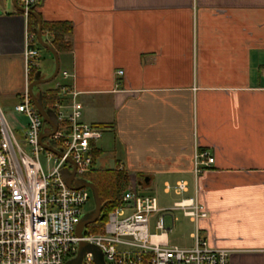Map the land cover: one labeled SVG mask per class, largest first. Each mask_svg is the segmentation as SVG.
Wrapping results in <instances>:
<instances>
[{
  "label": "crops",
  "instance_id": "0c3cea01",
  "mask_svg": "<svg viewBox=\"0 0 264 264\" xmlns=\"http://www.w3.org/2000/svg\"><path fill=\"white\" fill-rule=\"evenodd\" d=\"M35 5L41 21L71 28L57 87L61 102L74 95L82 122L100 131L93 172L123 171L128 188L172 194L173 205L194 194L193 158L207 152L214 163L200 176L199 199L208 217L196 226L183 216L191 227L181 247L193 245L198 227L211 247L229 251V264H264V0ZM28 29L27 16L0 0V109L9 115L29 83ZM179 181L186 193L166 191ZM173 213L163 237L171 245Z\"/></svg>",
  "mask_w": 264,
  "mask_h": 264
},
{
  "label": "built area",
  "instance_id": "2783aa9c",
  "mask_svg": "<svg viewBox=\"0 0 264 264\" xmlns=\"http://www.w3.org/2000/svg\"><path fill=\"white\" fill-rule=\"evenodd\" d=\"M18 2L25 10L35 6V0ZM37 45L36 35L27 30L24 61L28 82L39 59ZM28 85L13 108L25 119L23 130L19 129L22 139L0 109V264H64L76 257L80 243L98 248L105 264H229V251L211 247L198 227L191 247L171 245L163 239L167 233L164 216L172 212H181L196 226L208 217L199 199V181L214 158L205 151H197L193 158L191 197L159 208L153 196L128 188L100 232L86 233L85 227L78 236L76 228L83 214L91 211L84 208L92 194L86 188H69L62 173L68 175L74 168V179L80 180L93 172L92 142L100 138V131L82 122V106L73 95L68 105L60 101L52 106L57 128L43 140L60 155L44 150L40 137L51 130L33 106ZM41 155L51 165L47 171L40 163ZM165 189L182 196L188 183L179 181ZM154 215L155 234H150ZM81 264H95L93 256L86 254Z\"/></svg>",
  "mask_w": 264,
  "mask_h": 264
},
{
  "label": "water",
  "instance_id": "95a60500",
  "mask_svg": "<svg viewBox=\"0 0 264 264\" xmlns=\"http://www.w3.org/2000/svg\"><path fill=\"white\" fill-rule=\"evenodd\" d=\"M12 5L17 11L22 12V13L27 14V15H30V16L35 18V20L37 22V27L34 30V34L36 35L37 43L39 44V46L42 49L46 50L53 58L54 70H53V73L51 74V76L48 78H43V76H41V70H38L34 74V76L32 77V80L30 81L27 90H28V94L30 96V99H31L33 106L35 107V109L37 110L39 115L41 116L44 124H46L49 127V130H51V131L46 132V133L41 135L40 145L44 150L49 151V152L59 156L60 153L58 151H56L55 149H53V148L47 146L45 143H43L44 139L51 137L55 133L56 128H57V124H56V118H55L54 113L51 110L45 109L43 107V105L41 103V99H40V97H41L40 85L53 81L59 74L60 66H59L58 54L45 41V39L42 35V21H41L39 15L37 14V12L33 11L32 8L29 10H25L24 8H22L19 5L18 0H12ZM35 91H37V92H35ZM62 175H63V178L66 182V185L69 188H71V189L86 188V189H89L91 191V194H92V199L94 202V209L88 213L83 214L81 221L76 228V234L78 236H80L85 227H87L90 224H94V223L102 220L103 214L101 213V201H100V198L98 195V191H97V189L93 183H91L90 181H87V180H83V179H80V180L74 179V176H75L74 168L70 174L67 175L66 171H63ZM139 183H140V185H144V184L147 185L149 183V179L143 178ZM72 184H73V186H72ZM89 253L93 256V261L95 264H105L103 261L101 251L98 248H96L95 246H92V245L87 244V243H80L76 257L72 260L66 261L64 264H81L84 256L86 254H89Z\"/></svg>",
  "mask_w": 264,
  "mask_h": 264
},
{
  "label": "trees",
  "instance_id": "16d2710c",
  "mask_svg": "<svg viewBox=\"0 0 264 264\" xmlns=\"http://www.w3.org/2000/svg\"><path fill=\"white\" fill-rule=\"evenodd\" d=\"M32 10L37 12L36 5L32 8ZM27 19L29 28L28 30L34 33V30L37 27V22L35 18L30 15H27ZM70 33L71 28L67 23H48L42 21V35L47 44L52 47L58 55L59 53H65L70 50ZM38 47L40 46L37 45V48ZM37 71L38 68L36 66L31 69L29 82L32 80V77ZM60 88L61 87H56L53 89H48L46 91H41L40 99L45 109L51 110L52 106L56 102L61 101V97L59 96ZM95 153L96 152H94V156ZM83 180L90 181L95 185L101 201V213L103 214V218L102 220L94 223L96 227L93 229L98 233L102 230L104 223L106 222L108 213L119 206L124 193L129 187V179L123 171L106 170L91 172L85 175Z\"/></svg>",
  "mask_w": 264,
  "mask_h": 264
},
{
  "label": "rangeland",
  "instance_id": "374dc122",
  "mask_svg": "<svg viewBox=\"0 0 264 264\" xmlns=\"http://www.w3.org/2000/svg\"><path fill=\"white\" fill-rule=\"evenodd\" d=\"M8 4L12 5V0H8ZM38 50L41 52L42 56L44 57V59H42L39 62L40 67L43 69V73L45 75H47L46 78L50 77L51 74L53 73L54 70V62H53V58L50 54H48L44 49H42L41 47H38ZM40 56V54H39ZM45 60V61H44ZM48 68V70H47ZM61 72L59 71L58 76L51 82L49 83H45L40 85V87L42 89H44V91L48 90V89H52V88H56L58 86V84L62 83L61 80ZM10 109L8 110V112L13 113L12 109L13 106L11 107V105H9ZM4 113L5 118L7 119L8 123L12 126H14L15 128H17V136L22 139V135L19 129L23 130L24 126L22 124V122L24 121L22 116H18V115H14V114H7V112L5 110H2ZM40 163L43 167V169L45 171H47L48 167H50V164H47V162L45 161V158L43 155H41L40 157ZM132 184H135L134 180H131ZM148 192V191H147ZM149 195L154 196L158 201V207L159 208H165V207H169L172 206V201L174 200V196L172 194L170 195H163L162 193H157V194H150L148 192ZM94 208V202L93 200H89V202L87 203L86 207L84 208V211H92ZM173 217L177 218V222L175 223V227L174 229L168 234L171 240V243L173 245H178V246H185L186 244H188V240H186L187 237V230L191 227L190 223L188 222L187 219H185L182 215L181 212H174ZM153 216H152V220H151V224H150V234L154 233L153 231ZM164 222H165V226L166 228H170L171 226V216L170 215H166V217H164ZM96 227L95 224H90L85 228V232L86 233H94L95 231L93 230ZM97 233V232H95ZM180 241H183V243H180Z\"/></svg>",
  "mask_w": 264,
  "mask_h": 264
}]
</instances>
